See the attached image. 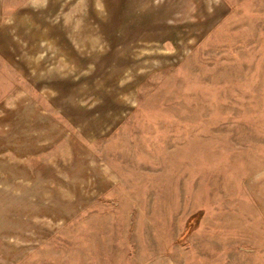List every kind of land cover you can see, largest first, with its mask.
<instances>
[{"label": "rangeland", "instance_id": "obj_1", "mask_svg": "<svg viewBox=\"0 0 264 264\" xmlns=\"http://www.w3.org/2000/svg\"><path fill=\"white\" fill-rule=\"evenodd\" d=\"M0 264H264V0H0Z\"/></svg>", "mask_w": 264, "mask_h": 264}]
</instances>
